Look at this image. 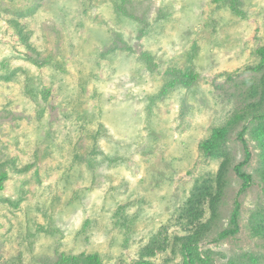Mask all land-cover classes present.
Segmentation results:
<instances>
[{
    "label": "rangeland",
    "instance_id": "rangeland-1",
    "mask_svg": "<svg viewBox=\"0 0 264 264\" xmlns=\"http://www.w3.org/2000/svg\"><path fill=\"white\" fill-rule=\"evenodd\" d=\"M238 1L244 16L219 0H0V74L13 72L0 81V161L29 166L0 191V264H85L94 253L102 264H136L164 226L171 241L182 234L175 211L220 165L200 144L244 107L261 76L253 67L264 47V0ZM11 18L31 32L40 59L55 61L34 62ZM174 69L199 79L163 92ZM245 124L259 123L229 134L230 183L200 244L213 264H243L244 255L264 264L253 229L264 211L262 147L249 132L245 190L234 170L246 158ZM236 201L239 231L215 239ZM179 248L151 259L180 264Z\"/></svg>",
    "mask_w": 264,
    "mask_h": 264
},
{
    "label": "trees",
    "instance_id": "trees-1",
    "mask_svg": "<svg viewBox=\"0 0 264 264\" xmlns=\"http://www.w3.org/2000/svg\"><path fill=\"white\" fill-rule=\"evenodd\" d=\"M219 1L224 2L223 4L229 5L235 14L241 16L245 15L238 6V0ZM115 6L118 12L127 10L120 2L116 1ZM33 11L34 9H30L28 13ZM9 23L24 47L32 52L31 56H37L33 59L34 62L37 64H49L55 61L52 55L40 59L41 52L33 44L31 40V32L26 30V26L22 24L20 20L17 18H11L9 19ZM258 52L262 59L258 66L253 67V70L261 72V76L258 78L259 80H251L244 107L233 112L225 126L215 128L211 136L203 140L200 144V149L204 155L212 159L220 160V165L217 172L214 174L210 172L205 174L203 178L197 179V184L191 195L175 211V217L173 219L176 218V224L182 229V234L175 235L174 241H171L168 235L163 233L168 230V227L164 226L158 234L152 235L149 241L141 247L136 264H158L151 258L159 255L163 251H168L169 248L176 253L178 245L180 247L178 252L183 258V261L180 264H213L210 252L201 251L200 244L208 238L211 233H213L218 218H220L219 208L222 197L225 194V189L230 183L229 172L233 166L232 153L228 145L229 134L243 122L258 121L259 124L253 128L248 127V125L245 124L238 133V136L244 145L246 158L244 161L236 164L234 170L240 179L244 180L242 190H245L252 181L251 175L243 170V167L251 158V151L245 139V133L249 132L256 140H259L262 147L263 163L260 167L259 173L264 180V47L259 48ZM145 55L144 59L146 60V64L150 68L156 66L157 63L154 61L153 57ZM6 65V62L2 63V66ZM169 75L171 78L168 79V85L165 86L163 92H167L169 89L171 90L180 84L191 86L199 79V73L195 72L193 69H187L185 71L174 69ZM12 78L13 72L0 74V81H7ZM98 132L103 134L101 130ZM28 169L29 166L20 167L17 160L14 158L0 161V191L5 188V183L10 179L11 172L15 174H24ZM239 217L240 203L239 201H236L235 208L231 215L230 225L222 230L215 239L222 240L236 234L240 229ZM126 222L123 224L125 225ZM253 229L255 234L260 235L264 239V211L259 210L254 213ZM243 258L245 259L243 260V264L260 263V258L253 255H244ZM66 261H68V258L64 257L62 262L65 263ZM83 262L85 264H102L100 256L97 253L87 255L83 259Z\"/></svg>",
    "mask_w": 264,
    "mask_h": 264
}]
</instances>
